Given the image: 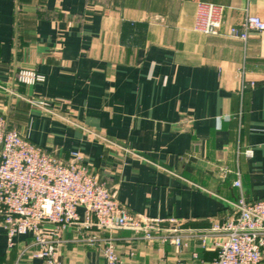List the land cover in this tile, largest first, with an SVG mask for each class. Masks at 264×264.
I'll return each mask as SVG.
<instances>
[{"label": "crops", "instance_id": "obj_1", "mask_svg": "<svg viewBox=\"0 0 264 264\" xmlns=\"http://www.w3.org/2000/svg\"><path fill=\"white\" fill-rule=\"evenodd\" d=\"M200 1L224 5L220 34L194 30ZM248 14L264 20V0H0V113L65 161L81 152L131 211L209 228L241 192L264 198V31L224 34ZM21 70L44 79L22 83ZM76 234L65 232L61 264H107ZM115 236L124 264L190 255L131 230ZM34 251L28 233L10 246L0 223V264H45Z\"/></svg>", "mask_w": 264, "mask_h": 264}, {"label": "built area", "instance_id": "obj_2", "mask_svg": "<svg viewBox=\"0 0 264 264\" xmlns=\"http://www.w3.org/2000/svg\"><path fill=\"white\" fill-rule=\"evenodd\" d=\"M224 9L222 4L198 2L194 30L220 34L225 25ZM252 31H264L261 16L248 14L240 25L228 26L224 34L247 40ZM43 79L31 70L18 73L22 83ZM245 153L251 156L253 151L246 149ZM238 175L234 185L241 188ZM232 204L234 213L209 228H185L175 218L166 226L165 220L131 211L118 199L117 188L101 181L81 152H71L65 161L10 128L6 114L0 113V223L10 246L18 234H31L33 255L44 259L45 264H61L59 248L65 242V232L72 228L77 230V239L80 236L101 249L107 264H124L115 236L121 229L142 233L148 242L170 244L178 255L190 251L189 257L178 259L176 264H261L264 198L249 201L241 192ZM88 230L105 235H88ZM193 242L198 244L195 249H191ZM199 249L213 252L212 257L201 259Z\"/></svg>", "mask_w": 264, "mask_h": 264}, {"label": "rangeland", "instance_id": "obj_3", "mask_svg": "<svg viewBox=\"0 0 264 264\" xmlns=\"http://www.w3.org/2000/svg\"><path fill=\"white\" fill-rule=\"evenodd\" d=\"M162 246H165V245H167V244H164V243H160ZM170 245V244H169ZM171 246V248L175 251V248H174V246H172V245H170ZM261 264H264V256H263V260H262V263Z\"/></svg>", "mask_w": 264, "mask_h": 264}, {"label": "trees", "instance_id": "obj_4", "mask_svg": "<svg viewBox=\"0 0 264 264\" xmlns=\"http://www.w3.org/2000/svg\"><path fill=\"white\" fill-rule=\"evenodd\" d=\"M247 85V84H246Z\"/></svg>", "mask_w": 264, "mask_h": 264}]
</instances>
